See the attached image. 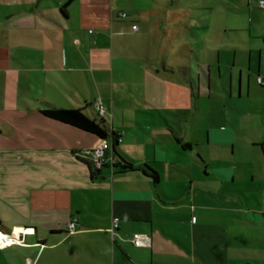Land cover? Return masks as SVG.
<instances>
[{"label":"crops","instance_id":"1","mask_svg":"<svg viewBox=\"0 0 264 264\" xmlns=\"http://www.w3.org/2000/svg\"><path fill=\"white\" fill-rule=\"evenodd\" d=\"M129 4L38 0L0 15V161L10 179L4 205L19 214L10 226L0 220V231H24L26 242L0 249V264H120L117 251L123 264H264V165L251 176L262 185L256 203L234 186L240 167L260 158L252 149L264 163V135L254 137L249 119L264 107L247 103L264 97L262 52L254 60L249 51L248 65L235 55L221 90L227 112L224 119L211 114L207 124L197 104L205 80L220 89L212 73L222 77L221 51L210 50L219 56L217 66L201 50L198 66L187 55L178 62L172 28L160 18L152 34L122 10ZM62 96L84 102L79 108L97 120L95 102L105 104L112 114L104 117L108 131L122 137L109 138L108 155L123 157L132 171L106 163L99 172L91 158H80L101 139L42 113L48 104L78 108ZM253 141L260 143L250 150ZM114 216L120 218L116 241L109 232ZM73 217L79 230L70 234ZM32 232L36 242L28 240ZM136 232L149 234L151 246H134Z\"/></svg>","mask_w":264,"mask_h":264},{"label":"rangeland","instance_id":"2","mask_svg":"<svg viewBox=\"0 0 264 264\" xmlns=\"http://www.w3.org/2000/svg\"><path fill=\"white\" fill-rule=\"evenodd\" d=\"M34 1V2H33ZM264 1V0H263ZM126 2L131 3L127 7H123L126 13L130 17L138 18L139 23L142 27L147 28L154 34V25L161 18L163 24H167L172 28V43L175 55H178V62L186 61V57L190 56L192 61L197 65V55L199 50L202 51V56L214 60L215 65L219 60L217 52H212L210 50L217 49L221 51L220 60V70L222 77H219L218 70H213L212 78L219 85L220 89H217L212 82L205 80L203 85L206 92L204 96L200 99L197 104L198 108H201L205 114V121L210 122L215 119L214 115L219 114L224 119L225 102L227 95L221 92L222 88L226 85L229 76L234 71V59L237 54V62L241 64V61L248 65V55L249 51H252L254 60L258 59V55L261 53V64L259 67L260 76L264 77V4L262 0H126ZM30 4L32 7L37 5L38 0H0V15L7 13L10 9L14 10L18 6H25ZM134 5V9H133ZM8 16V15H7ZM150 41L151 40V37ZM160 38V37H159ZM161 39V38H160ZM159 39V41H161ZM255 66V62L253 63ZM184 65V64H179ZM258 65V63H257ZM178 67V65H176ZM175 66V69L178 68ZM198 66V65H197ZM217 66V65H216ZM216 68V67H215ZM217 69V68H216ZM235 80L236 83L238 74L237 65L235 67ZM246 74L247 67L244 69ZM257 70L254 69V71ZM253 71V70H252ZM247 75V74H246ZM211 88V95L208 90ZM70 95L68 92H66ZM80 96V94H78ZM61 102L64 104H71V107H82L84 102H81L79 106L77 99L73 97L62 96ZM77 102V103H76ZM249 108H255L254 106L264 107V97H250L247 99ZM73 104V105H72ZM78 105V106H77ZM88 107V105H86ZM90 112V111H89ZM92 116V112H90ZM249 119L253 121L255 128L253 133L263 136L264 135V113L257 114V112H252ZM109 122V121H108ZM88 139H92L91 136L85 134ZM253 143H260L259 141H253L249 145V149H252ZM89 151L94 150V148H89ZM254 155L256 153L260 158L252 159L251 163L242 165L240 167L241 180H237L234 184L235 188H241L245 192L243 196L244 200H252L256 203L255 194L262 195V185L259 178L256 176L255 181L251 183V176L254 170H260V167L264 165L262 156L258 153V148L252 149ZM0 152H3L0 150ZM196 156V153H194ZM1 156H4L0 154ZM244 156L250 157V151L246 149ZM257 156V155H256ZM80 158H85L88 161L90 157L85 156L83 153L80 154ZM264 167V166H263ZM7 164L3 159L0 161V220L1 222H6L7 226H10L15 222L19 216L16 212L7 210L4 205L6 197L5 193L10 190L9 184H7L9 177L7 176ZM4 170V171H3ZM7 177V179H6ZM264 178V175H262ZM264 184V179H263ZM264 188V185H263ZM20 230V229H19ZM17 232H19L17 230ZM33 237H29L28 240H33L36 242V236L34 232L31 233ZM124 250L131 255L130 246L126 243H122ZM112 245V244H111ZM110 245V247H112ZM257 247V246H256ZM258 252V249H257ZM262 252V251H259ZM115 260L120 264L124 263V259L119 251L115 254ZM139 260L141 258L139 257ZM134 264H137L134 261Z\"/></svg>","mask_w":264,"mask_h":264},{"label":"built area","instance_id":"3","mask_svg":"<svg viewBox=\"0 0 264 264\" xmlns=\"http://www.w3.org/2000/svg\"><path fill=\"white\" fill-rule=\"evenodd\" d=\"M262 4H264V1L262 0ZM119 15L121 17H126L127 14L124 12H120ZM137 25H133V29H137ZM258 82L261 85H264V78L258 77ZM95 108L100 117H105L107 114L110 116L112 115L111 112L109 113L107 107L105 104L98 99L95 102ZM117 142L122 141V137L119 136L116 138ZM111 142L109 139H102L99 141V143L96 145L94 150L88 151L90 154V158L93 162V164L97 168H101L106 163H113L114 157L113 155L109 157L108 151L111 149ZM193 221H196V218H193ZM120 226V218L118 216H114L112 218L111 227L109 229L111 238L113 241H116L117 239H121V236L118 232ZM68 233L73 234L79 230L78 228V220L77 218L73 217L71 221L68 223L67 226ZM21 233H16V229H14L10 234L4 233V235L0 233V249H4L6 247L12 246V245H25L26 242L23 237L20 236ZM131 242L136 247H144V246H151V237L147 233L143 232H136L131 237ZM105 264H114L113 262L105 263Z\"/></svg>","mask_w":264,"mask_h":264},{"label":"trees","instance_id":"4","mask_svg":"<svg viewBox=\"0 0 264 264\" xmlns=\"http://www.w3.org/2000/svg\"><path fill=\"white\" fill-rule=\"evenodd\" d=\"M42 113L49 118L67 123L81 130L94 134L101 140L111 138L114 141L116 138V132L113 130L108 131V128L106 127V121L103 117H100L98 115L99 120L91 118L85 113L84 108H67L48 104L42 110ZM183 146L186 149L190 147V144L185 143ZM84 155L91 157L88 151L84 152ZM113 157L114 161L113 163H111L113 171L128 172L134 169L133 164L127 162L123 157H115L114 155ZM102 167L97 168L99 172L101 171ZM141 168L144 172H146L147 170L151 171L153 173L152 177L155 178L156 181L159 180L158 173L148 164H144V166Z\"/></svg>","mask_w":264,"mask_h":264},{"label":"bare ground","instance_id":"5","mask_svg":"<svg viewBox=\"0 0 264 264\" xmlns=\"http://www.w3.org/2000/svg\"><path fill=\"white\" fill-rule=\"evenodd\" d=\"M23 232H24V231H23ZM23 232H16V233L18 234V233H23ZM0 233H1V235H2V234L4 235V233H3V232H1V231H0Z\"/></svg>","mask_w":264,"mask_h":264}]
</instances>
